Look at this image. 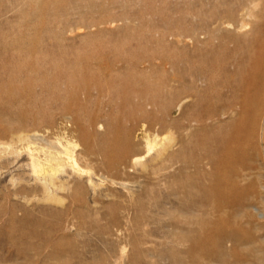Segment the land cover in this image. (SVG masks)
<instances>
[{
  "label": "rangeland",
  "instance_id": "rangeland-1",
  "mask_svg": "<svg viewBox=\"0 0 264 264\" xmlns=\"http://www.w3.org/2000/svg\"><path fill=\"white\" fill-rule=\"evenodd\" d=\"M0 123L69 153L54 199L0 145V264H207L209 217L264 256V0H0Z\"/></svg>",
  "mask_w": 264,
  "mask_h": 264
},
{
  "label": "bare ground",
  "instance_id": "bare-ground-1",
  "mask_svg": "<svg viewBox=\"0 0 264 264\" xmlns=\"http://www.w3.org/2000/svg\"><path fill=\"white\" fill-rule=\"evenodd\" d=\"M1 131L2 132H0V135L6 134V136H8L9 138L7 141H0V145L2 144L5 150L10 149V151L16 152V147H15L16 142L19 141L28 142L27 153L30 158V161L28 163L30 169L29 173H32L38 179V181L41 184L42 190L44 191L46 196L50 198L58 199L57 193L60 190L59 189L60 185L57 183V180L59 173L62 171V166H63L60 157L61 154L63 153L65 155L67 154L69 155L67 151L68 149H65L66 147L65 148L62 147L63 145L61 146L62 142L60 143V140L44 137L42 134H40L39 130L36 128L28 129V133H26L25 129L23 128L13 129L11 127H7V128L4 127L3 129H1ZM163 137L165 136H162V139ZM162 139L160 141H162ZM26 148L27 147H25V149ZM257 155L258 154L256 153L255 156ZM67 157L71 158L70 156ZM243 157L240 158L235 157V163L237 165L241 164V162L243 161ZM136 160L139 161L138 159ZM71 161H74V159ZM70 166L71 168H73L72 165ZM250 172H251V168H245L243 171L241 172L239 171L238 173L236 171H232L231 180H230L232 185L234 184L236 185V181L237 179L239 180V178L245 180L249 179L251 175ZM34 180L36 179L34 178ZM51 185L54 186L53 188L54 190L53 189L51 190L52 188ZM250 185L252 186V184ZM261 188H264V186L261 185ZM243 189L245 191H248V187L245 188L243 187L241 189L243 192H245ZM217 194L218 197L209 199L207 205L209 206L210 210L212 209L213 211H216L218 216L228 217L227 221L228 224L231 225V227H236L237 221L241 215H243L244 213L249 215L250 205L247 202L248 196H243L241 199L238 200L236 199L237 201L235 200L234 202L231 203L230 206L225 207L224 201L221 198L223 197V194H220V192ZM219 195H221L220 198ZM210 212L208 211V213ZM255 212H256L255 213L256 216L262 215L259 214V211H255ZM204 224L207 232V235L204 240L205 258L207 260V264H241V263L253 264L248 257H254L258 259V261L260 262L259 264H264V256L258 255L256 253L258 252V249L257 247H255V245L259 243L258 238H261L262 236L258 237L251 233L239 234L237 233L236 230L228 231L222 228L219 225V222L214 223L212 221V217H209V219L207 218ZM228 244H231V251H229V249L226 248ZM242 256H244L246 259L243 260Z\"/></svg>",
  "mask_w": 264,
  "mask_h": 264
}]
</instances>
